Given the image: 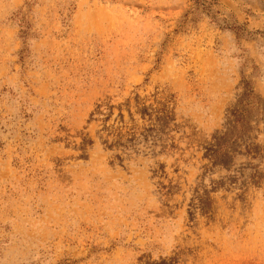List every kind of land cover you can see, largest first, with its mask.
<instances>
[{"label": "rangeland", "instance_id": "374dc122", "mask_svg": "<svg viewBox=\"0 0 264 264\" xmlns=\"http://www.w3.org/2000/svg\"><path fill=\"white\" fill-rule=\"evenodd\" d=\"M214 1L0 0V264H264V0ZM155 93L169 130L111 149L97 107Z\"/></svg>", "mask_w": 264, "mask_h": 264}, {"label": "trees", "instance_id": "16d2710c", "mask_svg": "<svg viewBox=\"0 0 264 264\" xmlns=\"http://www.w3.org/2000/svg\"><path fill=\"white\" fill-rule=\"evenodd\" d=\"M192 1L196 6V10L192 13L195 18L205 13L211 23L217 22L214 16L216 12L213 13L212 9L216 1L211 0V3L206 0ZM234 30H238V28ZM260 106L261 99L251 89H247L242 95L238 107L228 111L225 132L213 137V144L205 155L210 163L214 166L226 164L229 159L228 153L236 147L239 137L248 131L249 119L259 110ZM115 110L118 111L116 116L114 115ZM124 112L127 115V120ZM96 114L102 117L100 121L102 124L101 133L111 140L110 148L117 150L135 149L141 141L148 143L155 136L164 135L176 120L174 97L165 93H155L143 98L136 95L133 99L128 98L124 104L118 106H114L108 101L97 107ZM170 147L173 148L172 145ZM253 149L260 151L258 146H254Z\"/></svg>", "mask_w": 264, "mask_h": 264}]
</instances>
